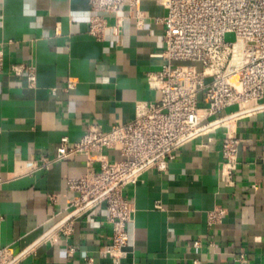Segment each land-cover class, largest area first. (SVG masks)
Returning a JSON list of instances; mask_svg holds the SVG:
<instances>
[{
  "label": "crops",
  "instance_id": "obj_1",
  "mask_svg": "<svg viewBox=\"0 0 264 264\" xmlns=\"http://www.w3.org/2000/svg\"><path fill=\"white\" fill-rule=\"evenodd\" d=\"M142 10L143 27L124 9L119 35L110 30L99 41L88 32L96 13L86 0H0V243L27 251L17 264H114L100 256L113 233L105 203L72 217V235L57 228L70 211L67 181L85 173L86 158L41 164L56 156L62 137L74 143L89 126L109 130L133 120L137 102L161 99L148 75L164 63L154 56L165 49L155 18L166 10L156 1ZM12 64L34 66L35 86L13 75ZM69 79L76 86L67 91ZM232 124L241 139L235 187L220 180V128L181 147L166 171L125 188L136 212L122 264H264V112ZM107 155L122 158L119 148ZM216 207L226 216L210 228Z\"/></svg>",
  "mask_w": 264,
  "mask_h": 264
},
{
  "label": "built area",
  "instance_id": "obj_2",
  "mask_svg": "<svg viewBox=\"0 0 264 264\" xmlns=\"http://www.w3.org/2000/svg\"><path fill=\"white\" fill-rule=\"evenodd\" d=\"M86 1L96 13L89 19L88 32L99 41L105 40L110 30L119 35L124 9L139 27L146 19L143 2H161L166 10L165 16L155 18L164 26L165 49L154 56L162 57L164 63L161 70L148 75L149 87L159 91L161 99L137 102L134 119L109 130L89 126L82 139L74 143L62 137L56 156L44 157L41 164L48 169L75 155L86 158L85 173L67 181L72 195L70 211L68 220L57 228L66 236L72 235V217L105 203L113 233L100 256L122 264L130 241L128 226L134 223L136 212L134 202L124 194L125 188L148 171H166L181 147L224 128L220 180L225 187L236 186L241 139L232 121L264 112V0ZM4 65L5 52L0 45V72ZM11 72L17 77L27 75L29 85L35 86L34 66L12 64ZM75 86L76 81L69 79L64 90ZM231 107L237 110L225 114ZM115 148L120 149L121 159L107 155ZM225 216L222 207L210 211L209 227L220 225ZM199 245L200 240L195 242ZM26 252L16 254L0 243V264H17Z\"/></svg>",
  "mask_w": 264,
  "mask_h": 264
},
{
  "label": "rangeland",
  "instance_id": "obj_3",
  "mask_svg": "<svg viewBox=\"0 0 264 264\" xmlns=\"http://www.w3.org/2000/svg\"><path fill=\"white\" fill-rule=\"evenodd\" d=\"M228 38L232 39V37H230V36Z\"/></svg>",
  "mask_w": 264,
  "mask_h": 264
}]
</instances>
